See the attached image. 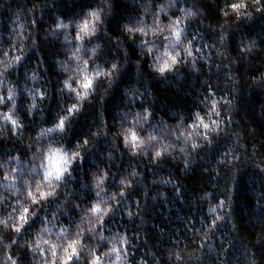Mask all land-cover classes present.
Here are the masks:
<instances>
[{
    "label": "clouds",
    "instance_id": "1",
    "mask_svg": "<svg viewBox=\"0 0 264 264\" xmlns=\"http://www.w3.org/2000/svg\"><path fill=\"white\" fill-rule=\"evenodd\" d=\"M55 5L56 0H47L46 5L36 4L34 10L43 15L45 7L52 10ZM112 10V0H99L74 18L65 19L53 11V22L41 35L47 41L48 37L63 34L60 52L49 57L56 70L54 91L59 108L46 127L41 122L45 120V101L52 99L53 88L43 87L45 98L41 99L40 87L32 86L48 79L45 58L35 67L26 69L19 84L18 72L12 71L19 68L30 51L35 50L36 54L41 51L36 23L32 24L31 30L21 24L16 34L18 39L14 38L10 46L0 48V134L14 145V149L5 153L7 159L0 158V264H97V256L99 264H132L129 248L135 249L137 245L129 235L114 231L119 223L117 215L128 207L129 196L137 185L143 188L142 195L146 197L154 185L176 184L175 180L163 183L165 178L145 184V170L153 172L154 169L168 168L171 161L173 165L181 162L183 171L189 167L190 155L203 149L205 144L210 148L214 143L212 136L224 132L225 118L232 116L236 105L232 94L237 93V85L241 82L236 65L250 63L254 58L264 61V43L256 38L249 42L245 37L238 41L233 53L229 39V30L242 32L244 25L241 21L247 23L258 14L264 15V0H224L220 19L215 24L206 22L205 10L197 2L186 7L185 0H157L154 4L149 0L147 4H141L138 11L124 13L132 20H122L117 33L108 28ZM204 29L218 33L213 43L205 39ZM106 41H111L119 52L110 51ZM126 45L138 49L137 58L133 60L135 75H144L145 82L142 91L134 85L131 90L124 87V107L111 120L115 128H110L104 110L105 98L129 62L130 50ZM17 57L23 58L19 64ZM221 58L225 61L223 67L228 69L224 88H230V91H225L219 99L217 94L208 93L187 121L181 116L173 123L154 110L152 81L183 75L185 68L198 73L201 71L198 61L208 65L210 71L212 62ZM145 67L147 74L142 71ZM41 72L45 76L42 77ZM248 81L249 89L264 88V70L256 75L246 73L245 82ZM207 83L204 80V84ZM21 93L26 99L18 107ZM97 101L99 123L85 134L74 137L76 122ZM222 108L224 116L221 115ZM8 115L17 121L15 127H5L9 124ZM60 120H63V127L59 126ZM234 122H229V130ZM133 133L137 137L135 141L131 139ZM103 137L110 139L111 148L119 157L129 161L131 171L119 179L116 178L117 172L112 175L113 163L118 170L120 163L109 151L108 171L99 169L90 173L87 184L92 195L85 201L83 192H79V198H76L74 181L83 167L81 161ZM13 151L19 154H13ZM101 179L104 183L98 185ZM80 180L83 187L85 178L82 174ZM123 181L128 182L127 187ZM113 182L117 185L116 190L109 187ZM157 191L160 196H165L163 190L157 188ZM69 193L74 197L71 200ZM210 196L211 193L206 192L202 197L209 202L208 212L213 209L222 217L221 221L229 217L231 194H228L223 208L219 202L213 204ZM118 202L119 207L116 206ZM69 203L72 209L65 210ZM95 205L113 211L107 216L103 212L97 214L92 211ZM70 211L75 215L69 223L63 222L61 214L67 217ZM125 216L129 221L135 217ZM214 218L215 215L210 216V219ZM35 220L39 223L33 226ZM102 220L105 221L103 225ZM106 232L111 234L106 235ZM125 235L126 242L122 239ZM251 251L249 248V264H256L251 259ZM149 258L154 264H160V256L151 250L136 258L135 264L141 259L149 264ZM168 259L170 264H188L179 251L170 252Z\"/></svg>",
    "mask_w": 264,
    "mask_h": 264
},
{
    "label": "trees",
    "instance_id": "2",
    "mask_svg": "<svg viewBox=\"0 0 264 264\" xmlns=\"http://www.w3.org/2000/svg\"><path fill=\"white\" fill-rule=\"evenodd\" d=\"M99 0H56L54 9H43V15L34 10L36 4L46 5L47 0H0V48L11 45L21 24H26L29 30L32 29V20L36 21L37 41L40 47L38 54L32 50L25 57L24 61L17 70V82L23 79L26 69H31L45 58L48 68V79L38 81L33 87L51 86L53 96L51 100L45 101V120L41 123L49 124L59 108V102L55 95L54 78L56 70L54 63L49 59L52 55L60 52V41L63 34L58 37H48L47 41L42 39V33L49 23L54 20L53 11L61 14L65 19L74 18L82 15L84 10L93 7ZM149 0H112V15L108 19L109 31L117 33L121 27V21L131 22V16H124L125 12H135L139 10L141 4H147ZM157 0H152L156 3ZM193 2H197L206 13V22L215 24L220 19V9L224 0H185L186 7H190ZM32 10V11H30ZM191 23V22H190ZM242 32L235 29L229 30V39L234 53L239 40L247 37L249 42L256 38L264 43V15H257L251 21L245 23ZM198 27V21L196 24ZM204 37L209 43L215 41L218 33L212 29H204ZM191 35V33H190ZM110 46L109 50L115 49L111 41H106ZM130 50L129 62L121 74L109 95L105 98V113L109 120L110 128H115L111 124L113 117L119 115V110L124 107L123 101L126 98L123 89L125 86L131 90L133 85L143 90L145 76L135 75V64L133 60L137 58L138 49L134 45H126ZM119 52L118 49H115ZM17 53H10L14 55ZM215 57V51L212 50ZM217 63V66L215 64ZM223 58L212 62L211 70L208 65L198 61L197 66L200 72L183 69V75L176 74L163 78L160 81H152V88L155 99L153 108L168 118L171 122H176L181 116L187 121L190 119L192 111L198 107L199 101L208 93L217 94L216 98L224 95L226 73L228 69L223 67ZM218 65H221L218 66ZM264 70V61L256 58L250 63L239 62L236 65V73L240 78L237 85V93L232 95L236 98V105L233 109L231 120V130H229V120L226 117L224 122V132L216 133L212 136L214 143L209 148L205 147L189 156V167L183 168L181 162L175 165L169 161V167L164 169H154L153 172L145 170V184L153 180L162 178L175 180V186L154 185L145 197L142 195L143 188L136 186L133 193L129 196L128 207L133 212L143 209L140 216H135L128 220L123 213L118 214L116 220L119 221L117 228L132 238V242L137 245L135 249L129 248L134 255L130 256L132 264L135 259L144 256L149 250L160 256V264H170L168 256L170 252L179 251L187 260L188 264H249L248 249L251 248V259L256 264H264V88L254 87L249 89L250 81L245 82V75H256ZM147 74V68L142 69ZM41 76H45L41 72ZM204 80L208 83L204 84ZM26 96L21 93L18 107L25 102ZM39 103V101H38ZM139 103V102H137ZM227 106L225 105L224 108ZM126 110V109H125ZM39 111V110H38ZM221 115L224 116L222 108ZM99 123L98 120V101L89 110H86L78 119L75 125L73 136L77 137L85 134L90 128H94ZM11 128V124L5 125ZM239 133V135H236ZM11 133H9L10 135ZM19 135V133H17ZM122 147V144L118 142ZM14 149V145L6 141L0 134V158L7 159L5 156L8 151ZM231 152L225 156L226 152ZM113 152L114 160H119L120 168H116L113 163L111 174L117 172V179L121 175H127L131 171L128 167L129 161L119 157L111 148V141L108 137H103L97 141L96 147L88 153L84 161H81L82 169L77 173L74 187L79 192H83L85 201L92 195L87 181L90 179L92 171H108L109 160L108 152ZM189 152L191 149L189 148ZM13 154H19L13 151ZM232 160V163L220 164L221 158ZM233 157L238 159L233 160ZM235 165V167H233ZM171 169V170H170ZM2 172V170H0ZM85 178L82 187L80 175ZM112 190L117 189L113 182L109 186ZM157 188L165 192V196H160ZM177 188L180 196L177 197ZM211 193L209 199L213 204L220 200L227 201L228 194H231V204L228 206L229 217L217 222L215 229L210 230L207 225L211 223L208 212L209 202L202 199L204 194ZM69 193V200L73 199ZM136 201H140V209L136 207ZM59 201H57L58 203ZM79 203V200H77ZM71 203L65 205V210H71ZM219 211V210H218ZM75 215L72 211L69 216L61 214V220L69 223L70 218ZM78 218V217H77ZM39 223L33 221V226ZM235 226V227H233ZM99 230V229H98ZM106 235L111 233L106 232ZM201 245H203L201 247ZM148 258V257H145ZM172 260L175 257L172 256ZM149 264L154 261L149 258Z\"/></svg>",
    "mask_w": 264,
    "mask_h": 264
},
{
    "label": "snow or ice",
    "instance_id": "3",
    "mask_svg": "<svg viewBox=\"0 0 264 264\" xmlns=\"http://www.w3.org/2000/svg\"><path fill=\"white\" fill-rule=\"evenodd\" d=\"M35 23H36V21H35V20H32V24H35ZM22 59H23L22 57H17V58H16V62H17V64H19V63L22 61ZM210 94H213V95H214V93H210ZM40 98H41V99H44V98H45V97H44V94H43V91H41V93H40ZM0 99H2V98H0ZM9 99H10V98H9ZM6 119L9 121V123L11 124L12 127H15V126H16L17 121H16L15 119H13V117H12L11 115H8V116L6 117ZM228 120H229V122H230V121H231V117H228ZM59 126H60V127H63V120H60V122H59ZM206 127H207V125H206ZM131 139H132V141H135V140L137 139V137L135 136L134 133L131 135ZM85 143H87V140H85ZM229 154H230V151H229V152H226L224 155L227 156V155H229ZM158 155H159V154H158ZM233 158L238 159V157H233ZM81 159H82V157H81ZM219 163H220V164H226V163L230 164L231 161H230V160H227V161H226V160L222 157V158L219 160ZM261 171H264V169H261ZM132 175H135V173H133ZM162 182H163V183H171V180H170V179H165V180H163ZM102 183H104V181H103L102 179L98 181V185H99V184H102ZM122 183L125 185V187L128 186V182H127V181H123ZM121 195L126 196V193L121 192ZM145 195H146V194H145ZM179 196H180V190H179V188H177V197L179 198ZM135 203H136V207H137L138 209H140V201H136ZM225 203H226V201L222 199V200L219 201V206H220L221 208H223V207L225 206ZM116 206L119 207V202L117 203ZM92 211H93L94 213H97V214L103 212V214H104L105 216H107V215H110V214H111V212L113 211V209H112V208H108V209L105 211L104 209L101 208L100 205H95V206L92 208ZM142 211H143V209H140L139 211H137V212L134 213L131 207H126V208L124 209L123 215H127L129 218H132L133 216H140L141 219H143V217L141 216V212H142ZM209 211H210V214H211V215H215V218L211 220V223H210L209 225H207V227H209V229L212 230V229H215V227L217 226V221H221V220H222V217H220L218 214H215V212H214L213 209H210ZM104 223H105V221L102 220V221H101V225H103ZM233 227H235V226H233ZM122 239L126 242V241H127V236L125 235ZM202 246H203V245H201V247H202ZM125 250H126V251L128 250L127 247H126ZM116 251H119V250L116 249ZM73 255H75V250L73 251ZM132 255H134V253H132ZM178 257H179V254L177 253V258H178ZM70 260H71V257H69V262H70ZM96 261H97V264H99V256L96 257ZM139 264H145V262L141 259L140 262H139Z\"/></svg>",
    "mask_w": 264,
    "mask_h": 264
}]
</instances>
